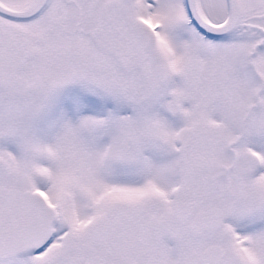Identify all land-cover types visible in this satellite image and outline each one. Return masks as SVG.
<instances>
[{"label":"snow or ice","instance_id":"1","mask_svg":"<svg viewBox=\"0 0 264 264\" xmlns=\"http://www.w3.org/2000/svg\"><path fill=\"white\" fill-rule=\"evenodd\" d=\"M0 264H264V0H0Z\"/></svg>","mask_w":264,"mask_h":264}]
</instances>
